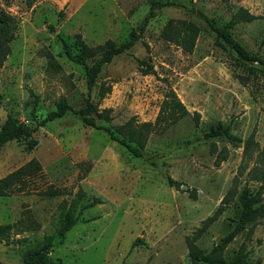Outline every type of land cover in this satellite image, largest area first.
I'll list each match as a JSON object with an SVG mask.
<instances>
[{"label": "rangeland", "instance_id": "rangeland-1", "mask_svg": "<svg viewBox=\"0 0 264 264\" xmlns=\"http://www.w3.org/2000/svg\"><path fill=\"white\" fill-rule=\"evenodd\" d=\"M149 1L0 0V12L12 16L0 29V127L10 117L33 127L38 141L31 150L24 140L1 146L0 178L30 160L41 166L25 190L0 196V224H13L0 238V262L20 264L27 250L53 235L54 264H190L186 237L196 236L198 247L210 250L232 229L242 187L256 192L258 182L249 171L264 162V69L240 60L196 11L219 25L238 8L254 14V20L235 22L229 30L250 53L264 57V0H182L196 8L193 13L181 5L158 9L142 37L104 64L90 91L83 65L63 54L59 34L73 42L79 33L89 46L126 40ZM168 19L198 25L191 52L161 36ZM140 59L155 72L143 73ZM170 89L189 114L174 123L157 121ZM61 97L73 109L88 100L89 115L116 130L149 122L144 157H133L73 113L39 125ZM216 124L228 125L241 141L207 137ZM168 176L178 186H170ZM50 186L61 193L43 194ZM260 196L264 202V191ZM94 198L99 202L82 208L62 239L56 236L60 204L73 205L76 214ZM238 250L264 263V217L249 222L223 257Z\"/></svg>", "mask_w": 264, "mask_h": 264}, {"label": "trees", "instance_id": "trees-1", "mask_svg": "<svg viewBox=\"0 0 264 264\" xmlns=\"http://www.w3.org/2000/svg\"><path fill=\"white\" fill-rule=\"evenodd\" d=\"M181 5L189 12H194L196 8L193 5H187L182 0H150L147 12L139 22L136 28H133L126 40L116 43L112 39H106L103 43L94 46L87 45L82 39L79 33L74 34L73 42H70L66 37L59 34L58 38L61 42V48L63 54L75 63L81 64L84 67L85 83L87 90L90 91L96 82V78L101 71L104 64L109 63L116 55L124 53L129 50L141 37L147 27L149 21L156 16L157 10L162 7ZM196 14L207 24V26L215 33L216 37L228 44L230 48L236 53L237 57L244 62H256L264 69V57L250 53L244 45L238 41L232 35L229 28L238 21L250 22L256 18V16L248 12L244 8H238L231 16L228 23L219 25L217 22L208 17L203 11L197 10ZM12 16L1 11L0 12V29L4 30L11 22ZM198 25L188 19H168L167 22L161 28V36L181 47L187 52H191L194 48L196 38L199 34ZM146 48L147 45L145 44ZM91 60V63H88ZM140 69L143 73H154L153 66L140 59ZM100 95H103V89L101 88ZM86 106L79 109H73L64 97L56 103L55 108L50 110L40 121L39 125H43L48 121L60 118L66 113L76 114L81 121L91 127L99 130H103L108 134L109 138L119 145L123 146L133 157H144V143L148 132L152 129L153 125L149 122H142L137 125L129 124L127 130L120 127L119 129H113L107 125L98 124L95 118L89 115L92 106L90 102L86 101ZM189 111L185 105L180 101L173 90H166L164 92L162 101L160 103L159 114L157 121L160 119L165 123H174L177 120L187 116ZM198 113L194 111L192 117L195 123L198 122ZM157 123V122H156ZM34 128L17 122L12 118H7L0 127V147L6 142L12 140H24L25 148L28 150L33 149L38 141L32 136ZM207 137H224L230 142H240L241 139L237 135L233 134L228 125L216 124L211 125L209 130L205 133ZM256 144V143H254ZM264 155V151H260ZM226 158V152L221 154L220 160ZM150 160V159H148ZM153 164L152 161H150ZM41 171L40 164L35 160H30L22 166L18 167L14 171L0 178V196L14 193L15 191H23L28 185L30 178L36 176ZM251 179L258 182V188L256 192L252 193L248 186L242 187L238 196V204L240 211L235 223L230 231H228L220 240L213 245L210 250L203 251L195 243L196 236L186 237V245L188 248V255L190 264H264L259 260H248V253L242 250H238L230 259L223 257V251L227 244L233 240V238L243 229L245 226L254 221L257 218L264 217V202L261 198V193L264 191V162H259L258 165H254L250 169ZM167 183L170 186H178V183L171 177H167ZM45 195H55L61 193L60 190L53 188L52 186L42 191ZM78 198L82 196V192H77ZM194 196V195H193ZM77 200V199H76ZM99 202L97 198H94L87 205L81 206L75 214L73 205L66 207L63 201L59 208V220L56 228V236L62 239L65 233L77 222L79 214L82 208L92 206ZM211 220L208 219L204 222L203 227L198 229L196 235L198 236L204 229L206 224ZM13 224H0V238H6L9 230ZM54 236L45 235L42 243L35 249L27 250L22 258L20 264H54L53 260L49 256V252L52 246ZM140 240L136 238L131 247L137 244ZM0 264H4L0 262Z\"/></svg>", "mask_w": 264, "mask_h": 264}]
</instances>
